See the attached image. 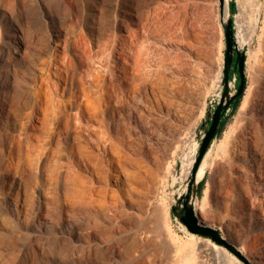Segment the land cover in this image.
<instances>
[{"label": "rangeland", "instance_id": "obj_1", "mask_svg": "<svg viewBox=\"0 0 264 264\" xmlns=\"http://www.w3.org/2000/svg\"><path fill=\"white\" fill-rule=\"evenodd\" d=\"M234 1L236 12H230L229 0L226 15H231L234 20L235 34L240 27L241 34L250 37L251 41L246 47V88L237 110L226 112L229 117L224 129L210 146L209 166L202 175L204 188L196 206L205 218L244 229L254 245L260 247L264 243V162L261 175L255 172L252 175L240 164L244 158H258L257 148H252L257 154L245 153L231 161L228 152L233 143L260 142L261 139L250 124V118L264 98V0H247L248 3L242 5L239 0ZM184 2L0 0V73L13 65L18 73V78L6 80L0 86V149L3 139L7 140L11 131L20 129L19 122H13L14 115L9 114L7 108L10 104L24 106L25 100L31 99L32 76L39 73L40 66L44 74L49 73L54 87L62 90L65 86L62 65L51 59L54 51L72 57L73 66L68 70L74 84L79 85L76 80L80 66L84 65L85 81L95 87L99 72L106 75L120 73L111 65L109 50L115 41L116 55H121V42L131 30L130 39L140 50L146 78L155 80L162 71L175 69L182 72L185 88L175 107L177 110L174 108L170 116L156 112L164 122L160 140L148 125L146 115L150 109L143 97H139L133 106L124 107L122 114L126 120L118 127V132L113 126L100 124V118L87 119V124L99 146L112 142L119 143L122 148L130 146L127 145L130 142L135 147L134 154L139 150L148 151L145 157L141 155L144 161L156 158L161 161V175L176 170L183 156H188L194 148L198 151L199 136L202 135L201 130L198 136L199 126L220 85L225 56L219 1L188 0L185 7ZM157 5H160L159 9ZM175 7L186 12L193 22L187 43H169L155 32L148 35L146 28L158 25L160 10ZM9 39L13 40L14 46L18 45V52L10 48L7 54L5 47ZM74 47L84 49L81 61L74 54ZM3 75L0 76L2 80ZM233 77L236 84L232 90H235L238 73ZM146 78L144 83L149 94L152 87ZM21 99L25 100L21 102ZM39 131H36L38 136H45ZM27 140L23 152H12L6 147L0 150V264H225L227 256L244 264L224 247L189 233L175 217L171 205L174 193L182 191L183 181L175 182L172 176H163L156 190H146L141 209H138L133 195L128 196L126 191L117 190L120 200L114 197L116 184L124 178L119 169H114L118 167L117 163L109 167L104 156L99 155V158L102 156L98 160L101 168H84L76 164L78 151L74 150L70 158L74 180L65 183L66 179L59 175L54 181L50 169L43 165L45 149L36 138ZM61 141L63 147L67 146L69 138L65 133ZM226 151L229 157L224 154ZM61 159L66 160L63 153ZM220 165L225 167L220 169ZM64 184L70 188L67 193L74 201L71 203L70 199L67 205L63 201L69 198ZM117 199L119 203H125L120 205ZM258 260L264 264V254ZM229 263L236 264L232 259Z\"/></svg>", "mask_w": 264, "mask_h": 264}, {"label": "bare ground", "instance_id": "obj_2", "mask_svg": "<svg viewBox=\"0 0 264 264\" xmlns=\"http://www.w3.org/2000/svg\"><path fill=\"white\" fill-rule=\"evenodd\" d=\"M184 1L185 2L183 5L185 7L186 6L185 4L186 2H188V0H184ZM228 1L229 0H225V5H224L225 15L227 13ZM246 2L247 0H239V5L245 4ZM157 6L156 8L159 9L160 5ZM167 9L160 10L161 16L158 19V25H156L155 28H146L148 35H150V33L152 32H155V35H157L160 38L167 39L169 43L174 44V43H178V41H184L185 43H187L186 41L190 39V34H191L189 31L190 27L194 26L192 25L193 22L191 23L189 19L190 16H188L186 12L183 13L182 11H180V9L179 10L176 9V7L173 9H169V8ZM130 38H131V30H128L127 38L121 42V52H119L121 53V55L119 56L116 55V52H118V50L116 49L117 43L115 41L112 42V47L109 50L111 65L113 68H115V70H118L120 73L118 75L116 74L106 75L102 72H99L98 75L95 77L97 82L95 87H92L90 82L85 81L86 71H84L85 70L83 68L84 65L80 66V70L76 80L77 83H79V85L74 84L72 82V78L68 70L69 67L73 66L72 57L68 54L62 55L54 51L51 59L55 60L54 63H59L60 65H62L61 68L65 73V78L62 79V81H64L65 86L62 87V90H59L60 88H58L56 85H55L56 87H54L53 81L51 80L49 73L44 74L43 67L40 66L38 70L39 73L37 74L33 73L34 75L32 76V80L34 82L33 84L34 89H32L33 93L31 91L32 93L31 99L28 100L26 98L28 101L23 99L26 101L23 103L24 106L21 104H15V105L10 104V107L7 108V112L9 114L11 113L14 115L13 122L14 123L19 122L20 129L18 131H11L10 136L6 135L8 136V138L7 140L3 139V143H2L3 146L2 149L0 150L2 151L4 147H6L9 149V151L12 152L14 151H17L18 153L23 152V149L26 147V144L28 142L27 139L36 138L37 141L41 143L42 148L45 149V151L42 153L44 154V158H43L44 167L50 169L53 176L55 177L54 181H56V179L58 180L59 175H61L64 178V180L66 179L65 183L69 180H74L75 175L72 176V173L70 172L73 169L70 158L72 157L73 155L72 152L74 150H76V152L78 151L77 152L78 158H80V159L78 158L76 159V164L81 165L84 168H90V167L93 168L95 166L101 168L100 166L101 164L98 163V160L100 158L102 159V156L99 158V155H103L109 167L113 166L114 163H117L118 167L117 168L113 167V168L116 169V171L119 169L120 173L124 177L123 180L119 181L116 184L117 185L116 191L113 190V194L115 195L114 197L116 196H117L116 198L119 197L117 190L120 191L121 189L123 191H126L128 196L132 197L133 195L134 200L137 204L136 207L138 209H141L142 200H143L142 198L147 194L146 190L148 189V192H153L154 190H156L158 184H160V182L163 181V179H161L163 176L168 177L170 175L172 176L173 181L175 182H180V181L185 182L190 174L191 166L196 156L195 154L197 148H194L188 156H183V158H181L180 164L176 170H174L171 173L168 171L167 175H161L162 164L159 159L154 158L155 160L147 162L141 158V155L144 156L145 153L148 154V151L140 152L139 150L134 154L133 151L135 150V147L133 144L131 145L130 142L129 144H127L130 146L127 147L124 144H122L125 146V147L123 146L122 148L121 147L119 148L118 146L119 143L113 144L112 142H108L107 145L101 147L90 133L91 128L87 124V119H93V118H97V119L100 118L101 119V121H99L100 124H105L108 125L109 127L113 126L115 130L118 132L119 131L118 127L123 123L124 120H126L125 115L122 114L124 107L126 105L133 106L136 100L139 99V97H143L145 99L143 100V102L145 103L147 108L150 109L148 115H146L147 116L146 118L148 119V125L153 129L151 132L154 133V135L158 140H160L163 136V133L161 132V127L164 126L163 125L164 122L162 123V121H160L161 118L160 116H157L156 112H158V114L160 115L165 113L166 115L170 116L172 110H174V108L177 105H179L180 103L179 101H181L183 97L185 81L183 78H181L182 72L180 70L177 72V70L174 69V70H169L168 72L162 71L161 74H159V76H157V79L155 80L148 78L147 75L146 78L143 73L144 64L142 63L143 59L141 57L140 50L136 48L135 44H132ZM235 39L239 48H246L251 43L250 37L247 36L245 37L243 34H241L240 27H238V32L235 34ZM6 43L7 46L5 47V51L7 52V54L10 52L11 50L10 48H15V53L18 52L17 50L18 45L14 46L13 40L9 39ZM73 51L74 54L78 58H80L81 61V57L83 55L84 49L83 48L76 49L74 47ZM179 63L183 64V61H179ZM2 73H4L3 76H5V78L3 80L0 78V86H2L4 84V81L6 80H9L11 78L13 79L18 78L17 77L18 73L14 65L12 66L11 69L7 67L3 72L1 71L0 76ZM57 74H59V72H57ZM166 74L168 76H166ZM145 78L148 80V83L152 87L149 94L146 93V84L144 83ZM215 92L214 95L218 99L220 97V93L219 92L215 93ZM23 100L21 99V102ZM175 110H177V108H175ZM252 113L253 114L250 118L251 119L250 124L253 126V129L257 130L261 135L260 142L259 141L248 142V140H244L242 143H236V144L233 143V145H229L230 146L228 152L230 154L229 160L230 161L233 159L238 160V158H240L241 155H244L245 153H248L250 156H252V154L254 153L255 154L259 153L258 158L255 159L253 158L251 160L247 158L242 159L243 164L240 165L243 166L244 170L250 171L249 174L252 173L253 175V172H255L261 175V171L263 167L262 163L264 162L263 160L264 159L263 158L264 98L261 100V102H259V104H257L255 111H253ZM38 130L45 133L44 134L45 136H41V135H40L41 137L38 136V134L36 133V131ZM64 133L69 138V141L66 144L67 146L65 147H63V142L61 141ZM53 138L56 139L53 140ZM250 138H252V136ZM253 140H255V138ZM42 143L46 145H42ZM252 148H257L256 149L258 150L257 153L252 151L253 150ZM210 150L207 152L200 165L198 171V179L202 177V175L207 170V167L209 166L208 154L210 153ZM61 153L65 155L66 160L61 159ZM132 154H134L135 156H132ZM224 154H227V151ZM224 154L223 156L226 157ZM219 167L223 169L224 166L220 165ZM231 167L233 166L231 165ZM102 168H104V165ZM242 179L245 178L242 177ZM64 188L66 190L67 197H69L68 198L69 200L67 198L63 200L67 205L70 203V202L68 203V201H70L71 199L70 194L67 193L70 191L68 190L70 188L67 187V185L65 184H64ZM184 189L185 186L183 183L182 191ZM89 191L90 190H88V192ZM118 199L117 202L120 200ZM72 200L73 199H71V203L74 202ZM121 202L118 203L121 205L122 204ZM77 204H79V202ZM49 207L50 206L48 205V208ZM70 209H72V207ZM131 211L133 212V209ZM72 212L75 213V211ZM110 213L112 214V212ZM54 217L55 216H53V218ZM255 253H256L255 255L261 256V251H257ZM257 264H260V262L258 261Z\"/></svg>", "mask_w": 264, "mask_h": 264}, {"label": "water", "instance_id": "obj_3", "mask_svg": "<svg viewBox=\"0 0 264 264\" xmlns=\"http://www.w3.org/2000/svg\"><path fill=\"white\" fill-rule=\"evenodd\" d=\"M218 1L220 22L225 39L222 77L216 90L220 93V97L217 99L213 94L208 103V108L198 130V136L202 130V135L199 136L198 151L192 163L190 174L184 182L185 189L181 193H174L171 210L189 233L200 235L212 243L224 247L244 264H252L249 258L235 244L228 241L218 229L202 220L196 207L200 182L202 181V178L198 179L200 165L219 133L221 120L232 103L243 93L246 84V48H239L237 45L234 20L231 15L224 13L225 0ZM230 2L235 3L234 0H230ZM232 68L238 73V85L235 90H232V87L236 84V78H230Z\"/></svg>", "mask_w": 264, "mask_h": 264}, {"label": "crops", "instance_id": "obj_4", "mask_svg": "<svg viewBox=\"0 0 264 264\" xmlns=\"http://www.w3.org/2000/svg\"><path fill=\"white\" fill-rule=\"evenodd\" d=\"M225 167V166H224ZM223 167V168H224ZM220 168V167H219ZM222 169V168H220ZM205 177V176H204ZM202 180H204L205 183V179L202 176ZM203 188H204V184H203ZM202 188V190H203ZM202 194V191H201ZM201 197V195H198V199ZM197 207V206H196ZM200 216L202 217V220L208 224H210L211 226L215 227L216 229H218L221 234L231 243L235 244L244 255H246L252 262H256L254 264H257V262L259 260H263V259H259L257 261V258H262L263 252H264V243L261 244L260 247H256L254 245V243L252 242V240H250L249 235L245 233L244 229H240L238 227L233 226L230 223H222L219 220H211L208 218H205L199 211V209L197 208ZM199 236V235H197ZM202 237V236H201ZM216 246V245H215ZM217 252H219V250H216ZM257 251H261V256H257L255 255ZM253 253V254H252ZM219 255V254H218ZM221 257V256H220ZM225 264H230L229 261L232 259L236 264H241L238 260L231 258L229 256L225 257ZM260 264L262 263L261 261H259Z\"/></svg>", "mask_w": 264, "mask_h": 264}, {"label": "trees", "instance_id": "obj_5", "mask_svg": "<svg viewBox=\"0 0 264 264\" xmlns=\"http://www.w3.org/2000/svg\"><path fill=\"white\" fill-rule=\"evenodd\" d=\"M229 9H230V12L232 13V14H234L235 12H236V4L235 3H229ZM235 73H237V71L236 70H233V68L231 69V74H230V78H233V75L235 74ZM245 88H246V84H245ZM245 88H244V90H245ZM243 95H244V91H243V93L232 103V105L230 106V112H235L236 110H237V108H238V106H239V104H240V102H241V99H242V97H243ZM228 114L227 115H225L224 117H223V119L221 120V126H220V130H219V133L218 134H220L222 131H223V129H224V126H225V124H226V122H227V119H228ZM217 134V135H218ZM203 184H204V180H202L201 182H200V188H199V192H198V195L200 196L201 195V191H202V188H203Z\"/></svg>", "mask_w": 264, "mask_h": 264}]
</instances>
